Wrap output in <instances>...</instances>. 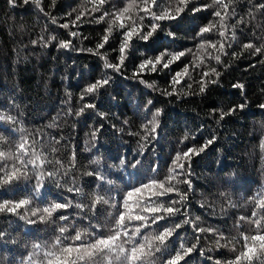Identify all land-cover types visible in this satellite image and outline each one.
<instances>
[{"label": "trees", "instance_id": "trees-1", "mask_svg": "<svg viewBox=\"0 0 264 264\" xmlns=\"http://www.w3.org/2000/svg\"><path fill=\"white\" fill-rule=\"evenodd\" d=\"M129 2L108 0L100 12L86 13L77 22L79 26L74 28L70 21L79 11L91 8L90 0H56L54 7L52 0H42V7L50 16L41 12L32 0L27 5L23 4V0H16V7L10 6L8 0H0V115H12L18 121L17 125L0 121V135H4L9 143H14L20 133L11 129L23 126L28 133L40 139L45 151L51 152L52 146L58 149L51 158L66 162L75 151L74 173L83 195L74 196L66 191L71 185L70 180L69 184L64 185V180L68 179L66 177L61 178L60 183L64 187L59 188L49 180L41 196L35 199L38 207L45 206L53 199L63 202L64 197L72 200L73 204H88L91 193L96 191L107 192L119 207L118 202L127 189L147 182L151 177H166L177 152L199 146L215 136V143L199 156L192 157V174L189 177L191 190L185 184L179 185L182 191L188 190L186 207L182 211L186 212L188 218L199 217L198 226L215 228L226 238L238 236L235 226L238 218L241 215L251 216L255 206L249 202L250 198L264 190V149L261 148V141L264 140V108L260 107L264 104V63L260 62L264 60V53L253 55L252 49L244 50L242 47L248 42L255 46L264 44V12L252 9V5L259 0H236L233 5L237 17L229 19L227 23L231 25L239 17H243L245 22L236 25V40L231 48L225 46L229 54L221 57L222 64L205 57V63L215 66L221 73L218 82L209 84L206 91L200 94L196 81L200 79L203 66L195 71H191L190 67L191 78L185 77L177 85L178 89L184 91L172 96L162 94L163 90H170V81L175 72L181 71L185 65H191L198 43L194 37L202 26L219 19L213 15L215 8L203 7L212 0H192L176 20L158 22L160 29L147 42L134 37L125 66L120 72H114L104 68V61L99 55H93L86 49H95L108 27L106 22L95 23L94 18L105 10L113 11V5L122 9ZM176 2L163 0L162 6ZM195 6H200L201 10L193 13L191 9ZM250 10L255 19L248 16ZM52 17L56 18V24L52 23ZM60 23H69V28H60ZM150 23L149 18L143 21L144 25ZM70 31H77L79 35L71 37ZM169 31L175 33L174 38L167 35ZM51 35L56 36V41L49 47L40 44L33 46V40ZM206 35L213 41L219 39L215 32ZM59 40H71L75 50L59 49ZM120 40L121 30L114 28L105 48L100 50L109 62H117ZM165 49L185 51L186 55L173 63L170 69L145 71L141 76L133 77V71L146 56ZM208 51L216 54L210 48ZM141 52H145V55L142 56ZM233 52L239 55L233 57ZM103 74L112 77L110 83L101 88L95 98L89 96L85 101H80L82 89ZM141 79L147 83H141ZM237 83L244 85L243 90L233 87ZM148 84H154L155 89ZM188 84H191L190 89L187 88ZM149 100L153 102L152 105L147 104ZM85 102H93L97 108L88 109L77 117L75 111ZM243 102L247 103L246 108L218 122L219 110L226 111ZM69 108L73 115H67ZM156 109L162 110L158 138L140 155L139 137L128 133L139 131L141 124L151 119L150 112ZM100 113H106V118L101 119ZM54 122L55 127H48ZM100 125L103 127L98 138L92 141L90 133ZM185 134L189 137L194 135L195 139L185 140ZM53 138L59 139L60 143L54 144ZM121 158L125 160L123 166L120 164ZM96 159L100 161L99 166L92 163ZM136 160H140V164L132 167ZM97 167L112 184L104 183L97 188L100 181L95 176L82 175L85 170ZM153 167L156 168L155 172L150 170ZM33 183L22 180L0 186V201L18 200L31 194ZM136 199L133 197L134 201ZM97 210L103 212L99 216L101 224L108 220V212L115 211L107 205H98ZM60 215H67L69 221L55 219ZM92 215L95 217V214ZM83 216L84 213L72 207L55 213L54 223L27 224L15 215L0 214V230L5 233L4 239H0V264H20L34 243L54 240L59 235L55 229L61 224L72 221L79 223ZM184 218L180 215L174 217L175 220ZM159 223L163 226L166 222ZM87 224L88 221L84 220L81 226ZM241 224L239 231L246 233L253 227L244 222ZM156 230L157 226L142 229V235ZM70 234L71 229L66 235ZM197 236L200 237L198 247L179 264H215L216 260L226 264L238 254L240 245H237L236 252L231 246L217 249L213 234L197 233L191 225H184L173 235L168 242L169 248L178 247L181 241L187 245L195 243ZM209 248L213 250L208 251ZM168 254L157 253L158 264H164ZM252 264H258L255 257Z\"/></svg>", "mask_w": 264, "mask_h": 264}, {"label": "snow or ice", "instance_id": "snow-or-ice-1", "mask_svg": "<svg viewBox=\"0 0 264 264\" xmlns=\"http://www.w3.org/2000/svg\"><path fill=\"white\" fill-rule=\"evenodd\" d=\"M10 6L16 7V0H8ZM35 6L43 12L46 16L50 13L45 12L42 7V0H32ZM91 8H85L79 11L74 20L70 21L72 27H78L79 21L87 13L100 12L108 0H90ZM192 0H177L175 4L169 3L167 7H163V0H130L125 7L117 8L113 5V11H103L102 15L94 18L95 23L106 22L108 24L105 34L101 41L96 44L95 49L88 48L87 52L93 55H99L104 61V68L111 69L114 72H120L125 66V61L129 58V53L133 47L132 41L134 37L145 42L149 41L151 37L160 29L158 22L165 20H176L181 13L185 11L188 4ZM236 0H212V3L206 4L203 7L215 8L213 15L218 17V20L210 21L206 26H202L197 36L194 39L198 40L193 53V60L191 65H185L181 71H177L172 76L170 81V90H163L164 95L172 96L179 95L184 90L178 89L177 85L183 82L185 77L191 78V71H195L203 66L200 72V79L196 81L199 84V93L203 94L209 84L218 82L221 73L215 66H209L205 63V57L208 60H215L216 64H222L221 57L228 55L227 48L232 47V42L236 40L235 27L237 24L244 23V18L239 17L231 25L227 23L229 19L237 17L235 11ZM30 0H23V4L27 5ZM56 0H52L54 7ZM156 8L153 11V8ZM231 8V11L229 9ZM252 9L264 12V0H259L258 3L252 5ZM200 6H195L191 9L193 13L199 12ZM143 13V15H139ZM71 15V13H68ZM248 16L255 19L252 10L248 12ZM106 18H108L106 20ZM145 18H149L152 23L144 25ZM52 23L56 24L57 20L52 17ZM60 28L68 29L69 23H60ZM114 28L121 30V40L118 47L117 62H109L106 55L101 52L105 48ZM215 32L219 39L213 41L207 37L206 34ZM230 33V34H229ZM71 37H77V31H70ZM169 37H175V33L169 31ZM53 41H56V36L48 37L40 36L38 40H33V46L40 44L42 47H49ZM57 47L65 50L73 49L71 40L57 41ZM244 50L252 49V54L264 53V44L255 46L252 42L244 43L242 45ZM215 51V55L209 52L208 49ZM85 51V49H80ZM116 51V50H114ZM145 51H151L146 49ZM192 52L191 49L188 50ZM145 55V52H141ZM186 55L185 51H169L167 49L160 51L157 54L146 56L133 71V77L141 76L145 71L157 72L170 69L171 65L179 61ZM233 57L239 53H231ZM264 63V60L260 61ZM112 77L103 74L99 79L86 85L79 95L80 101H85L86 97L95 98L100 94V89L108 85ZM141 83H147L142 80ZM149 87L155 89L154 84H148ZM235 88L243 90L244 85L237 83L233 85ZM191 88V84L187 85ZM71 93H69V97ZM152 101L147 102L152 105ZM247 107V103L243 102L228 110H219L218 122L224 120L227 116H231L238 110L242 111ZM264 108V104L260 105ZM96 104L93 102L83 103L79 109L75 111L77 117L83 115L88 109L95 110ZM162 114L161 109H156L150 112L151 119L146 123L141 124L140 130L136 132L130 131L128 134L139 137L140 155L151 145V143L158 138V129L160 127L159 117ZM67 115H73L72 109L67 110ZM101 119L106 118V113H100ZM0 121H8L13 125H17V117L12 115H0ZM127 123V121H125ZM55 122L48 125V127H55ZM100 127L91 131L90 137L92 141L98 138ZM122 130V129H121ZM12 132H19V139L14 143H9L4 135H0V186L11 185L14 182L20 181H34L32 185V192L18 200L3 199L0 201V214H11L17 216L20 220L27 224L36 223H54V214L59 210H67L75 207L84 213L80 222L75 221L61 224L58 229L59 235L55 236L54 240L48 243H34L31 251L26 258L20 261V264H158L156 258L157 253L168 252V257L164 264H179L180 261L190 255L199 245L200 237L197 236L196 242L190 245L180 242L178 247L169 248V240L178 230L184 225H191L197 233H210L215 236L214 247H228L231 246L234 252L237 251V245H240L238 254L226 262V264H252L253 259L258 261V264H264V190L256 193L250 198V203L254 204L255 210L251 212L250 217L241 215L236 223L238 236H231L226 238L217 229L212 227L198 226L195 219L188 218L186 212L182 211L186 207L185 202L188 199V190H191L192 183L189 177L191 176V160L193 156H199L201 153L215 143V136L205 140L199 146L188 147L182 152H177L168 169V174L163 179L151 177L147 182L134 185L124 192L120 198L119 207L117 202H113L114 198L107 192L96 191L91 193L88 204L73 201L67 197L63 198V202L53 199L52 202L47 203L43 207L36 206L35 199L41 196L45 187L46 181H53L56 187H64V185H71L66 188V191L72 193L74 196L83 195V189L76 183V176L74 170L76 169V153L73 151L71 156L65 162L58 158H51L58 150L56 147H51V152L43 149L38 139L33 133H28L23 126L13 127ZM195 139L192 135L189 137L185 134L184 139ZM54 144H59L60 140L53 138ZM183 142V141H182ZM261 148L264 149V140L261 141ZM93 164L99 166V159L93 160ZM121 166L125 164V160L121 158ZM140 164V160H136L131 166L136 167ZM187 165V166H186ZM155 172L156 168L150 169ZM82 175L95 176L100 181V188L104 183L112 184L111 180L99 170V167L92 170H85ZM68 178L64 180V185L60 183L61 178ZM183 177V179H181ZM136 177H133L135 179ZM185 184L188 190L182 191L179 185ZM222 195H224L222 193ZM133 197L137 199L134 201ZM171 197L170 199H164ZM98 205H107L114 209L113 212H108V220L101 224L99 216L103 212H98ZM95 214V217L94 215ZM177 215L185 217L182 220H175ZM95 218V222H93ZM55 219L68 222L67 215H60ZM87 220L86 226H81L83 221ZM161 221L166 223L160 226ZM138 222V223H133ZM241 222L252 225V229L247 233L239 231L242 227ZM157 226V230L147 235H142V229ZM70 235H66L69 233ZM5 233L0 230V239H4ZM179 239V236H177ZM223 241V243H221ZM242 241V244H241ZM175 244V241H173ZM209 248L208 251H212ZM203 254V250H201ZM211 259V257H209ZM215 264H221L219 260Z\"/></svg>", "mask_w": 264, "mask_h": 264}]
</instances>
